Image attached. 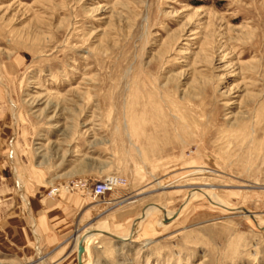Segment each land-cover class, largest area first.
<instances>
[{
  "label": "rangeland",
  "instance_id": "374dc122",
  "mask_svg": "<svg viewBox=\"0 0 264 264\" xmlns=\"http://www.w3.org/2000/svg\"><path fill=\"white\" fill-rule=\"evenodd\" d=\"M19 186L82 200L50 264H264V0H0V264H43Z\"/></svg>",
  "mask_w": 264,
  "mask_h": 264
},
{
  "label": "crops",
  "instance_id": "0c3cea01",
  "mask_svg": "<svg viewBox=\"0 0 264 264\" xmlns=\"http://www.w3.org/2000/svg\"><path fill=\"white\" fill-rule=\"evenodd\" d=\"M16 117L17 116L14 113L15 123L17 121ZM13 146H14V143H13ZM13 146L11 144V149ZM8 149H9V147H8ZM14 167H15V165L13 166V171L16 168V167L15 168ZM13 175L16 178L15 173H13ZM15 178H14V180L19 182V179L18 178L15 179ZM18 189H19L18 199H19L20 203H22L25 206V209L28 210V214H26V215H28V217L30 218L29 235L31 236V238L33 240L32 248L30 246L28 247L27 237H29V236L27 235V232L23 233L24 239L22 238V240H26L23 243L26 246V250L24 249L23 252L26 256H29L30 254H32V252L34 254V252H35V254L38 255V261L39 262H41L43 264H50L49 261L46 259V255L43 253V251H52L51 254L54 257H57V258L60 257L61 258V256H59L60 251L63 250L64 245L69 240V238L72 236V232L74 229L72 226V221H71V211H72V209L78 207L80 205V203L82 202V200L79 199L78 197H74V196H68V195L62 196L61 195V196H57L53 200L52 199H48V200L45 199L43 201V199H41V200L38 199L35 202V200H31L30 198H28L25 195V190H24L23 186L22 187L19 186ZM144 210L145 209H143L142 212H140L138 217L133 222L131 221L130 229H129L128 233L132 234L133 230L135 232L137 227L141 224V222L145 220V217H146L145 214L146 213ZM11 214H13V213H11ZM140 215H143L142 220H139L138 223L136 224V227H135V225H133V224L139 218ZM14 217L16 219L15 215H14ZM166 217H167V215H165V218ZM14 225H16V223L11 225L10 229L13 230ZM92 230H98L99 231V229H91L90 231H92ZM90 231H86L85 233L87 234ZM103 231H102V233H104ZM106 232H108V231H106ZM137 232L138 231H136V235H137ZM94 233L96 234L97 232H94ZM109 233L112 236L114 235L111 232H109ZM128 233H127V235H128ZM114 236L119 237L117 235H114ZM81 238H83V237H81ZM92 238H93V236L88 237V240L86 241V244H85L84 253L86 252ZM78 239L80 240V237H78L76 235L73 236L74 255L76 258V264H78V254H77ZM35 254H34V256H35ZM34 264H36V263H34Z\"/></svg>",
  "mask_w": 264,
  "mask_h": 264
},
{
  "label": "built area",
  "instance_id": "2783aa9c",
  "mask_svg": "<svg viewBox=\"0 0 264 264\" xmlns=\"http://www.w3.org/2000/svg\"><path fill=\"white\" fill-rule=\"evenodd\" d=\"M120 184V180L115 177H107L104 180L95 183L91 188V195L94 198H100L103 197L106 193L111 191L115 186ZM54 192V191H53ZM50 192V195H53Z\"/></svg>",
  "mask_w": 264,
  "mask_h": 264
},
{
  "label": "bare ground",
  "instance_id": "6f19581e",
  "mask_svg": "<svg viewBox=\"0 0 264 264\" xmlns=\"http://www.w3.org/2000/svg\"><path fill=\"white\" fill-rule=\"evenodd\" d=\"M14 173L16 175L17 171L14 170ZM54 191V192H53ZM51 192H53L52 194L54 195L56 193V190L55 189H51ZM24 200V199H23ZM169 219V218H168ZM100 232V231H99ZM95 234V233H94ZM106 234V233H104ZM106 235H109L113 238H118V237H115V236H112L110 234H106ZM80 237V240L78 239V243H77V254H78V264H84L83 261H82V255L84 254V251H85V244H86V241L88 240V237L84 236L83 238H81V236H78ZM121 239V238H119ZM37 241V240H36ZM122 241H125L122 239ZM36 263V262H35Z\"/></svg>",
  "mask_w": 264,
  "mask_h": 264
},
{
  "label": "water",
  "instance_id": "95a60500",
  "mask_svg": "<svg viewBox=\"0 0 264 264\" xmlns=\"http://www.w3.org/2000/svg\"><path fill=\"white\" fill-rule=\"evenodd\" d=\"M165 221V218L163 219ZM115 240L122 241V239L114 238Z\"/></svg>",
  "mask_w": 264,
  "mask_h": 264
}]
</instances>
